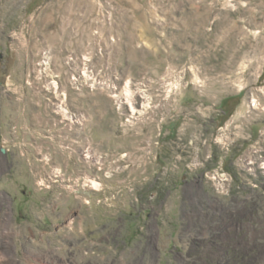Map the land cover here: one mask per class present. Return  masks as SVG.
Segmentation results:
<instances>
[{"label": "rangeland", "instance_id": "1", "mask_svg": "<svg viewBox=\"0 0 264 264\" xmlns=\"http://www.w3.org/2000/svg\"><path fill=\"white\" fill-rule=\"evenodd\" d=\"M0 254L264 264V0H0Z\"/></svg>", "mask_w": 264, "mask_h": 264}, {"label": "bare ground", "instance_id": "2", "mask_svg": "<svg viewBox=\"0 0 264 264\" xmlns=\"http://www.w3.org/2000/svg\"><path fill=\"white\" fill-rule=\"evenodd\" d=\"M132 95V94H131ZM129 101V100H128ZM146 106H147V104H145ZM132 107V110H135L134 109V107L133 106H131ZM89 183H90V186H92V187H96L97 186V182L95 181V180H90L89 181ZM3 252V251H2ZM2 258V256H1V254H0V259Z\"/></svg>", "mask_w": 264, "mask_h": 264}, {"label": "trees", "instance_id": "3", "mask_svg": "<svg viewBox=\"0 0 264 264\" xmlns=\"http://www.w3.org/2000/svg\"><path fill=\"white\" fill-rule=\"evenodd\" d=\"M231 112H230V110H224V114H226V115H229Z\"/></svg>", "mask_w": 264, "mask_h": 264}, {"label": "built area", "instance_id": "4", "mask_svg": "<svg viewBox=\"0 0 264 264\" xmlns=\"http://www.w3.org/2000/svg\"><path fill=\"white\" fill-rule=\"evenodd\" d=\"M223 174H225V173H223Z\"/></svg>", "mask_w": 264, "mask_h": 264}]
</instances>
